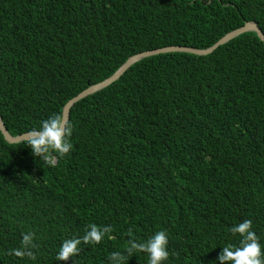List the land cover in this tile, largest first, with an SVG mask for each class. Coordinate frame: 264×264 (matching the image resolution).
<instances>
[{
  "label": "trees",
  "instance_id": "16d2710c",
  "mask_svg": "<svg viewBox=\"0 0 264 264\" xmlns=\"http://www.w3.org/2000/svg\"><path fill=\"white\" fill-rule=\"evenodd\" d=\"M255 20L264 0H0V114L37 127L131 55L208 47ZM74 148L55 167L0 129V264H112L164 229V264H217L230 228L252 219L264 244V41L244 32L213 52H163L76 102ZM110 225L57 259L66 238ZM35 233L33 256H18ZM124 264H149L148 253ZM227 264V262H224Z\"/></svg>",
  "mask_w": 264,
  "mask_h": 264
},
{
  "label": "clouds",
  "instance_id": "9594fccd",
  "mask_svg": "<svg viewBox=\"0 0 264 264\" xmlns=\"http://www.w3.org/2000/svg\"><path fill=\"white\" fill-rule=\"evenodd\" d=\"M73 125L65 121L63 114L54 113L44 119L37 127L31 128L24 138L26 145L32 149L33 155L40 157L47 165L55 167L58 158L70 153L74 148L71 141ZM111 231L110 225L100 226L91 224L85 234L80 237H70L62 241L57 252V259L68 260L80 251L81 243H99L105 234ZM233 234H239L238 244L226 243L217 257V264H264V244L253 230L252 219H244L230 228ZM35 233L27 232L23 235L22 247L12 251L18 256H33ZM169 234L161 229L145 241L133 240L126 249V253L119 251L110 254L112 264H124L126 255H132L140 250L148 253L149 264H164L170 257L168 250Z\"/></svg>",
  "mask_w": 264,
  "mask_h": 264
},
{
  "label": "water",
  "instance_id": "95a60500",
  "mask_svg": "<svg viewBox=\"0 0 264 264\" xmlns=\"http://www.w3.org/2000/svg\"><path fill=\"white\" fill-rule=\"evenodd\" d=\"M247 31H256L260 38L264 41V31L262 28L259 26L258 22L255 20H248L246 21L243 25L230 30L226 34H224L221 38H219L214 44L208 46V47H193V46H186V45H168V46H162L154 49H148V50H143L138 53H135L131 55L113 74L108 76L107 78L96 82L94 84L89 85L82 91H80L78 94L70 98L66 104L63 107L62 114L65 118V121L68 122L70 118V113L73 105L78 102L79 100L83 99L84 97L95 93L96 91L103 89L107 85L111 84L112 82L116 81L119 79L125 71H127L136 61L158 53H165V52H172V51H186V52H191L199 55H206L211 52H213L217 47L220 45L230 41L234 37L247 32ZM0 129L2 133L4 134V137L7 141L9 142H19L24 140L25 134L28 132H23L17 135L12 134L8 127L6 126L2 115L0 114Z\"/></svg>",
  "mask_w": 264,
  "mask_h": 264
}]
</instances>
